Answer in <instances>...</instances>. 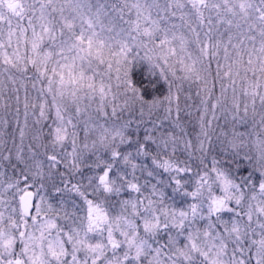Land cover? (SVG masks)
Returning <instances> with one entry per match:
<instances>
[{
  "label": "snow or ice",
  "instance_id": "1",
  "mask_svg": "<svg viewBox=\"0 0 264 264\" xmlns=\"http://www.w3.org/2000/svg\"><path fill=\"white\" fill-rule=\"evenodd\" d=\"M0 264H264V0H0Z\"/></svg>",
  "mask_w": 264,
  "mask_h": 264
},
{
  "label": "rangeland",
  "instance_id": "2",
  "mask_svg": "<svg viewBox=\"0 0 264 264\" xmlns=\"http://www.w3.org/2000/svg\"><path fill=\"white\" fill-rule=\"evenodd\" d=\"M111 2L122 3L123 0H115V1L111 0ZM125 19H127V16H125ZM141 69H142V67L135 68L134 72L135 71L138 72V70L141 71ZM140 76H139V78H140ZM133 79H134V77H133ZM165 88H166V86H165ZM29 89H30V85H29ZM195 91H196L195 88H193L192 91L189 93V95H191V100H189L188 103L191 105L190 111H192V115L190 117L186 118V120L188 121V123H186V128H187V131L189 133L190 139L193 138L196 135V133H198V131H199V126H198V122H197V117L199 116V113L195 111V108L198 105L199 101H198L197 97L195 96ZM23 94H24L23 90H21V93H20L21 98H23ZM164 94H166V93H164ZM181 100H182V105H183V96H182ZM9 119L11 120V116H9ZM20 119L22 122L23 117L21 116ZM219 123H220L221 127H220V129L217 130L216 135H219L221 131H225V132L229 131V129L223 127V125H224L223 120H220ZM13 128H14V125H10L8 130L11 131ZM237 130L243 131V128L240 126H237ZM141 135H143L142 131H141ZM213 143H215V137H213ZM180 150H181L180 147H178L177 148V154L180 153ZM181 158H183V157H181ZM64 171L65 170L62 166H58V169L53 170L51 180L48 182V184L55 182L57 185H59L60 177L57 175V172L63 173ZM48 184H46V187L48 186ZM53 195H55L54 191H53ZM5 198H7V197H5ZM53 203H55L54 200H53Z\"/></svg>",
  "mask_w": 264,
  "mask_h": 264
},
{
  "label": "trees",
  "instance_id": "3",
  "mask_svg": "<svg viewBox=\"0 0 264 264\" xmlns=\"http://www.w3.org/2000/svg\"><path fill=\"white\" fill-rule=\"evenodd\" d=\"M115 1V0H114ZM141 75V76H140ZM140 76V78H139ZM134 79L135 81H137L138 83H141L144 87H147L149 89V92L152 93L153 90L151 88V86L148 83V75L146 70L142 67L141 71L138 70L134 72ZM163 88V89H162ZM157 91H155V95L159 96L161 93H166V88L165 86L162 84V82L157 86Z\"/></svg>",
  "mask_w": 264,
  "mask_h": 264
}]
</instances>
